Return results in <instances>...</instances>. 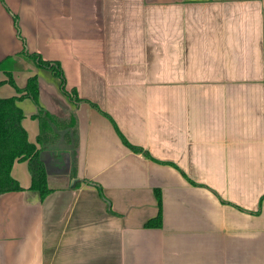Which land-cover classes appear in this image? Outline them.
I'll list each match as a JSON object with an SVG mask.
<instances>
[{
	"label": "crops",
	"instance_id": "obj_1",
	"mask_svg": "<svg viewBox=\"0 0 264 264\" xmlns=\"http://www.w3.org/2000/svg\"><path fill=\"white\" fill-rule=\"evenodd\" d=\"M0 63L21 90L37 76L38 106L71 122L74 164L48 168L62 142L42 150L44 200L14 164L0 264H264V0H0ZM18 105L41 149L38 106ZM156 191L162 225L147 227Z\"/></svg>",
	"mask_w": 264,
	"mask_h": 264
},
{
	"label": "trees",
	"instance_id": "obj_2",
	"mask_svg": "<svg viewBox=\"0 0 264 264\" xmlns=\"http://www.w3.org/2000/svg\"><path fill=\"white\" fill-rule=\"evenodd\" d=\"M13 17L16 29L21 37L18 18L17 16ZM22 55L33 62L38 68L48 70L54 77L59 78L62 91L73 101H82L78 97L76 90H72L71 92L67 91L65 74L58 61L44 60L40 54H31L26 46H24ZM2 70L3 64L0 63V75ZM8 77L6 81L2 80L0 77V86L4 83H9L16 87L12 75ZM17 91L21 94L18 97H0V194L24 190L19 182L12 177L11 172L16 162L28 161L29 172L32 178L30 190L38 192L41 200H44L51 193V189L48 185L47 170L41 157V152L46 147L54 145L56 140V144L62 142V145L68 148L70 145L73 146L71 144L72 141H70L73 135V126H71V122L59 126L53 116L42 107L38 106L39 85L37 76L29 78L24 90L17 88ZM24 98L31 99L38 106V112L34 115V118L38 119L40 122L38 143L41 145V149H38L35 144L29 142L28 133L22 125L24 112L19 107L18 101ZM63 125L65 127H62ZM65 134L68 136L66 142L64 140ZM129 147L135 151H140L138 148L132 147L131 145H129ZM73 149L75 150L76 148L74 147ZM75 153L76 150L74 151V154ZM98 190L100 194L103 195L101 187H98ZM156 197L159 204V213L156 218L147 223V227H160L162 225L161 195L158 191H156Z\"/></svg>",
	"mask_w": 264,
	"mask_h": 264
},
{
	"label": "rangeland",
	"instance_id": "obj_3",
	"mask_svg": "<svg viewBox=\"0 0 264 264\" xmlns=\"http://www.w3.org/2000/svg\"><path fill=\"white\" fill-rule=\"evenodd\" d=\"M69 150L66 146H55L49 147L45 153L44 157L46 159L47 165L49 169H58L61 173L65 174L69 171V169H73L74 164L70 161L69 155L67 152ZM54 154L59 155L60 157H54ZM47 156H49V160H47Z\"/></svg>",
	"mask_w": 264,
	"mask_h": 264
}]
</instances>
